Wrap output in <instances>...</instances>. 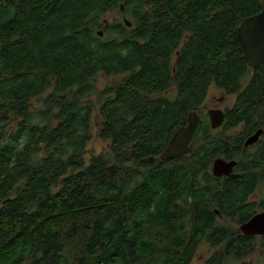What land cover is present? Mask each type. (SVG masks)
Listing matches in <instances>:
<instances>
[{
  "label": "trees",
  "instance_id": "1",
  "mask_svg": "<svg viewBox=\"0 0 264 264\" xmlns=\"http://www.w3.org/2000/svg\"><path fill=\"white\" fill-rule=\"evenodd\" d=\"M262 1L0 2V264H189L230 238L195 180L220 144L159 155L210 86L239 90L237 28ZM113 12L131 26L101 29ZM99 75L115 80L99 91ZM238 99L247 118L264 106V58ZM96 108L109 150L85 163ZM254 248L230 239L204 264Z\"/></svg>",
  "mask_w": 264,
  "mask_h": 264
},
{
  "label": "flooded vegetation",
  "instance_id": "2",
  "mask_svg": "<svg viewBox=\"0 0 264 264\" xmlns=\"http://www.w3.org/2000/svg\"><path fill=\"white\" fill-rule=\"evenodd\" d=\"M0 2L11 3L12 0H0ZM121 13L124 14V11ZM255 68H250L251 72L238 91L228 92L212 85L220 90L221 94L218 97L214 94L209 95L207 92L198 110L193 111L197 114L198 120L189 150L195 142H198L196 149L199 150L207 147L209 143H212V148L216 147L214 143L220 144L219 153L207 159L203 168L204 172L195 177L196 188L205 192L212 191L211 194L205 195L204 202L210 214L209 220L205 222L208 229L228 231L230 235L228 240L231 239L233 243L243 239L250 245L264 250V234L245 235L242 232V227L246 223L264 213V106L247 118L242 116L246 112L244 110L246 105L241 106L243 99H238L250 83L252 71ZM168 94L165 93V95ZM249 106L250 104L247 107ZM209 111L222 114L223 119L219 127H211ZM227 131H233V133L226 135ZM217 159L235 164L228 174L216 176L212 168ZM190 210L192 212V208ZM228 240L223 239L213 244L202 239L200 243L205 242L214 248L220 247L213 253L215 254Z\"/></svg>",
  "mask_w": 264,
  "mask_h": 264
},
{
  "label": "water",
  "instance_id": "3",
  "mask_svg": "<svg viewBox=\"0 0 264 264\" xmlns=\"http://www.w3.org/2000/svg\"><path fill=\"white\" fill-rule=\"evenodd\" d=\"M121 12L124 11L122 5H119ZM105 22V21H104ZM122 22L126 27H130L131 23L125 17ZM102 31L97 32V36H102ZM237 41L242 51L243 57L248 67L255 68L257 64L264 58V0L261 3V10L255 15L245 18L237 28ZM210 124L212 128L221 125L223 116L220 112L209 111ZM197 114L191 112L187 116L186 125L178 128L168 141L166 147L159 155L161 161H169L179 159L186 155L189 151V144L197 127ZM150 158L148 162H152ZM234 162H224L217 159L213 163L212 172L216 176L228 174ZM245 235L264 234V213L255 216L242 227Z\"/></svg>",
  "mask_w": 264,
  "mask_h": 264
},
{
  "label": "rangeland",
  "instance_id": "4",
  "mask_svg": "<svg viewBox=\"0 0 264 264\" xmlns=\"http://www.w3.org/2000/svg\"><path fill=\"white\" fill-rule=\"evenodd\" d=\"M103 18H105V22L108 25H114L122 21V16L115 12L105 15V17ZM101 20L102 19H100L98 23L102 25V27L100 28L103 29L104 21H101ZM114 80H115L114 78H106L102 75H99L96 78L97 90L99 91L102 90ZM208 94L209 95L214 94L219 97L221 94V91L211 86L210 89L208 90ZM172 96H173L172 93L168 94V97H172ZM92 100L95 102V98H92ZM31 104L33 107L35 106L39 107V104L35 100H33ZM230 104H231V101H230ZM98 121H99V117H98L97 108H96L94 113L92 114V119H91L92 138L87 143L86 153L84 154L85 163L88 162V159L91 156H96L101 153L107 155V152L109 150V143L107 141L100 140L97 136L98 130H99ZM232 133L233 131H227L226 135L227 134L231 135ZM197 145H198V142H195V144H193L192 149L196 148ZM217 248L218 247L214 248L205 242H201L195 249V254L189 264H202L207 258H209L217 250ZM227 264H264V250H261L258 246H256L254 249V252L250 254L249 256L243 258L242 260H238V261L236 260L228 261Z\"/></svg>",
  "mask_w": 264,
  "mask_h": 264
}]
</instances>
